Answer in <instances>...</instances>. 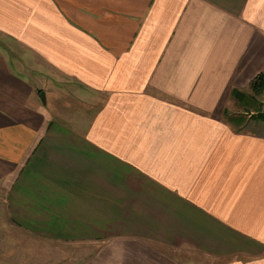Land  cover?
Listing matches in <instances>:
<instances>
[{"label": "crops", "instance_id": "crops-1", "mask_svg": "<svg viewBox=\"0 0 264 264\" xmlns=\"http://www.w3.org/2000/svg\"><path fill=\"white\" fill-rule=\"evenodd\" d=\"M0 37L99 103L53 118L0 49V221L89 223L82 264H264V121L222 115L264 0H0Z\"/></svg>", "mask_w": 264, "mask_h": 264}, {"label": "rangeland", "instance_id": "rangeland-1", "mask_svg": "<svg viewBox=\"0 0 264 264\" xmlns=\"http://www.w3.org/2000/svg\"><path fill=\"white\" fill-rule=\"evenodd\" d=\"M0 49L13 67L17 65L25 78H30L41 88L45 95L46 107L48 105L46 96H48L53 118L60 117L65 121L67 118L87 119L99 108V103L96 104L97 106L89 104L76 81L72 82L59 76L54 69L18 43L0 37ZM241 94L244 95L242 97L244 99L236 103L237 100L232 98L230 92L227 108L223 110L222 115L224 116L225 113L230 117L240 115L243 128H248V120L254 119H251L253 116L246 115L244 108H249L253 112L256 109L264 112V95L253 98L255 100L252 99L249 104L254 105L246 107L242 102L248 100L245 97L249 93ZM224 118L227 121L228 117ZM229 124L236 132L240 131L238 123L230 121ZM7 212L10 213L9 210ZM9 216L8 214L7 217ZM13 217L17 220L5 223L0 221V227L5 225L4 236L0 235V245L3 246L0 248V264H82L90 251V242L96 240L92 237L89 223L52 221L49 217H46V220L38 217L36 221L22 222L20 218L27 216L17 212ZM59 223L64 224L65 235H58L49 227L50 224L57 226Z\"/></svg>", "mask_w": 264, "mask_h": 264}, {"label": "trees", "instance_id": "trees-1", "mask_svg": "<svg viewBox=\"0 0 264 264\" xmlns=\"http://www.w3.org/2000/svg\"><path fill=\"white\" fill-rule=\"evenodd\" d=\"M39 93H41V91H38ZM264 95V72L260 73L259 75H257L253 81L251 82L250 84V94L249 95H246L245 98H247L248 100L247 101H244L242 103H244V106L248 107L249 105H254V104H249V102L253 99V98H256L258 96H262ZM231 96L233 99H236V103L242 101L244 98H242L244 95L241 94L240 92H238V90H235L233 89L231 91ZM255 100V99H253ZM244 112L246 113V115H250L251 112L253 113L252 116L254 119H257V120H261V121H264V112L256 109L254 112L253 110H250L249 108H244ZM226 116L227 118V121L230 122H236L238 123V120H235L236 117H230L229 115H227L225 113L224 117ZM239 117V118H238ZM238 119L242 118L240 115H238ZM233 118V120H232Z\"/></svg>", "mask_w": 264, "mask_h": 264}, {"label": "water", "instance_id": "water-1", "mask_svg": "<svg viewBox=\"0 0 264 264\" xmlns=\"http://www.w3.org/2000/svg\"><path fill=\"white\" fill-rule=\"evenodd\" d=\"M40 101H41V103L43 104V105H45V103H46V99H45V95H44V93L42 92L41 94H40Z\"/></svg>", "mask_w": 264, "mask_h": 264}]
</instances>
